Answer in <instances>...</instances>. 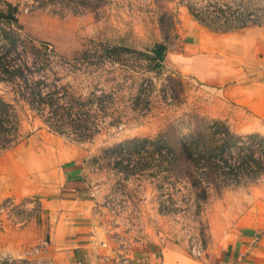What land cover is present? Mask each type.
<instances>
[{"label": "rangeland", "instance_id": "374dc122", "mask_svg": "<svg viewBox=\"0 0 264 264\" xmlns=\"http://www.w3.org/2000/svg\"><path fill=\"white\" fill-rule=\"evenodd\" d=\"M187 7L202 13L203 23ZM254 17L264 22V0H0L1 64L34 63L27 81L54 86L59 99L49 106L56 109L51 128L21 102L15 105L19 133L27 137L0 153V187L6 188L5 170L13 163H27L31 185L80 174L93 233L104 242L128 251L169 241L189 255L210 248L264 201V26L221 33L217 26L224 18ZM202 31L215 40L236 38L229 51L234 60L246 44V87L210 86L193 75L199 53L187 45L196 49ZM158 44L166 48L161 63L137 54ZM111 47H117L112 62L101 57ZM42 48L52 53L50 67L84 52L87 66L44 73ZM13 91L19 89L0 83L4 100ZM213 122L233 135V145L209 160H186L179 153L181 143L193 142L186 134L200 128L209 138ZM211 138L212 147L220 146L218 135ZM130 140H137L132 155L105 152ZM17 183L15 190L22 189ZM39 209L33 196L2 200L0 230L21 226Z\"/></svg>", "mask_w": 264, "mask_h": 264}, {"label": "crops", "instance_id": "0c3cea01", "mask_svg": "<svg viewBox=\"0 0 264 264\" xmlns=\"http://www.w3.org/2000/svg\"><path fill=\"white\" fill-rule=\"evenodd\" d=\"M204 35L205 42L201 40ZM197 36L196 49L187 45L190 51L199 53L193 62L196 67L190 69L197 80L215 87L230 82H237L235 85L242 89L246 87L248 77L241 67L246 64V44L240 43L242 55L234 60L229 51L236 38L215 40L203 31ZM201 51L205 55H200ZM15 167L13 163L12 168L5 170L6 188L0 187V202L33 196L40 209L37 216L21 226L0 230V264H264V201L248 208L237 220L239 227L217 238L198 258L191 257L182 245L169 241L137 245L125 251L93 233L94 220L89 202L83 198L85 185L80 174L74 173L71 179L56 185H31L26 175L27 163L26 167H16L20 174L14 171ZM16 183V187L21 183L22 189L15 190Z\"/></svg>", "mask_w": 264, "mask_h": 264}, {"label": "trees", "instance_id": "16d2710c", "mask_svg": "<svg viewBox=\"0 0 264 264\" xmlns=\"http://www.w3.org/2000/svg\"><path fill=\"white\" fill-rule=\"evenodd\" d=\"M188 12L195 18L196 21L199 23H203V16L202 13H193L192 9L187 7ZM3 18V17H2ZM214 21L217 19H213ZM221 20V19H220ZM218 27H220L218 32H228L236 29H242L248 26H264L263 23H257V19L253 20H240V19H233L230 20L228 18L223 19V23L217 24ZM217 32V31H215ZM42 53H44V56H46L45 60L41 63L40 70L47 72V73H55L59 70H66L69 71H79L83 66H87L86 59V52L81 53L79 56H73L71 59L67 58H59L58 62H56V67H50V62L48 61L50 54L52 53L48 51L45 48H42ZM117 50V47H111L107 50V52H103L102 58H106L107 60H110V55L114 53ZM122 52H129V49L123 48ZM166 48L162 44H158L153 46L149 50V54L145 55L142 53H137L140 55H143L146 58H149L156 63H161L163 60L164 52ZM55 56V55H53ZM105 56V57H104ZM1 60V59H0ZM112 62V61H111ZM0 68L1 71L4 73L3 77H0V83L3 85L6 84H13L14 87H17L19 91H13L11 92V98L10 100H4L0 96V153L7 151L19 143H21L22 140H24L27 136H22L19 133V122H20V111L16 108L17 104L21 102L23 106L27 107V110L34 114L35 117L41 120L42 123L47 125L49 128H51V124L48 122L49 119H52L53 114L55 113V110H50L49 106L53 104L57 99L56 97V91H52L54 89V86L51 90L46 89L49 86H47L44 81H36V82H28L26 78V73L28 75L32 74L34 63H31L30 66L23 64H11L8 63L7 66L5 64H1L0 61ZM46 76V74L44 75ZM15 81L20 82V84L16 83ZM39 85H41V89H45L44 95H42L41 89L38 88ZM10 86V85H9ZM12 87V86H11ZM13 88V87H12ZM71 99L68 98V102H70ZM37 104V107H35L34 104ZM16 105V106H15ZM46 109V110H45ZM46 111V113H45ZM45 115H48L45 117ZM213 128V134H210L211 137H213L214 134L218 135L219 137V143L220 146H211L210 142H212L211 137L209 134L205 135L206 133L200 130V128L195 129L193 131H189L186 134V137L189 138V140H193V142L189 143L185 147V143L180 144V150L179 153L186 159L191 160L193 155H198L200 157H203L204 159H211L215 156H218L222 153V151H225V148H228L229 146L233 145V135H231L228 130L223 126L220 122H213L212 125ZM211 127V128H212ZM252 137V136H251ZM250 137V138H251ZM199 140V141H198ZM263 141V140H261ZM259 141V142H261ZM137 140H130L125 141L119 144H116L112 146L111 148L105 150L107 153H114L116 155L120 154H126V155H132L136 151V144ZM224 149V150H223Z\"/></svg>", "mask_w": 264, "mask_h": 264}, {"label": "built area", "instance_id": "2783aa9c", "mask_svg": "<svg viewBox=\"0 0 264 264\" xmlns=\"http://www.w3.org/2000/svg\"><path fill=\"white\" fill-rule=\"evenodd\" d=\"M190 255L194 258H198L201 256V253L199 250L191 249L190 250Z\"/></svg>", "mask_w": 264, "mask_h": 264}]
</instances>
